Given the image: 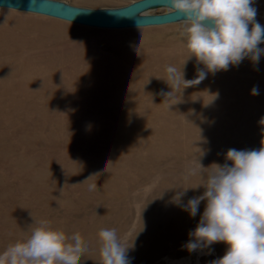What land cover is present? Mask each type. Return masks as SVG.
Instances as JSON below:
<instances>
[{"label":"rangeland","instance_id":"obj_1","mask_svg":"<svg viewBox=\"0 0 264 264\" xmlns=\"http://www.w3.org/2000/svg\"><path fill=\"white\" fill-rule=\"evenodd\" d=\"M57 1L116 8L138 0ZM253 7L256 21L264 26V0H254ZM167 11L154 8L147 14ZM183 27L181 20L104 29L0 7V44L19 40L26 42L24 47L35 45L13 59L59 64L34 70L60 89L49 104L44 96L12 105L0 101L5 111L0 114V253L27 240L42 220L68 237L83 221L89 228L115 229L131 264H196L198 251L190 253L183 246L205 201L195 217L182 205L203 194V186L195 187L206 183L212 164L231 165L225 159L229 149L264 147V55L258 64L245 58L239 66L208 73L198 85L173 89L172 98H165L160 93L172 90L164 80L167 73L158 69L166 61L186 63L179 67L186 80L204 68L195 57L188 58ZM143 58L150 67L134 71ZM112 65L129 66L126 73L133 84L105 100L92 89ZM97 74L101 77L95 80ZM253 86L259 95L250 94ZM199 163L206 176L185 180ZM93 184L97 187L89 190ZM104 189L108 195L98 199ZM183 189L186 194L178 203L173 198ZM71 208L77 209L69 212ZM98 243L101 247L100 239ZM227 247L219 242L202 249L198 264H211ZM92 249L81 260L91 255V264H102Z\"/></svg>","mask_w":264,"mask_h":264},{"label":"clouds","instance_id":"obj_2","mask_svg":"<svg viewBox=\"0 0 264 264\" xmlns=\"http://www.w3.org/2000/svg\"><path fill=\"white\" fill-rule=\"evenodd\" d=\"M253 2L167 0L171 13L184 18L180 35L186 37L188 58L195 57L204 68L197 69L195 79L186 80L182 69L166 67L167 79L164 80L172 91H162L160 95L171 99L173 89L198 85L208 73L227 71L230 66H239L245 58L258 64L264 55V49L259 47L264 43V26L255 19L257 9ZM136 26L139 29L140 25ZM250 94L259 95L258 86H253ZM225 159L231 161V165L212 164L214 169L207 174L206 183L195 187L203 186V194L182 205L190 217H195L201 201H206L200 220L189 232L190 239L183 247L191 253L223 242L228 246L225 254L211 264H264V147L258 150L231 148ZM203 169L199 163V168L188 170L184 179L203 177ZM96 187L97 184L90 185L89 190ZM187 189L178 191L173 199L179 203ZM98 236L102 264H131L128 247L120 242L115 229H101ZM86 250L80 233L69 238L63 231L51 228L47 220H42L27 240L18 241L0 253V264H80Z\"/></svg>","mask_w":264,"mask_h":264},{"label":"bare ground","instance_id":"obj_3","mask_svg":"<svg viewBox=\"0 0 264 264\" xmlns=\"http://www.w3.org/2000/svg\"><path fill=\"white\" fill-rule=\"evenodd\" d=\"M2 42H3L2 43L3 45L0 44V101L7 102L9 105H12V103L24 102L23 100H26L28 96L35 97V98L44 96L46 103L49 104L50 99H53V100L56 99V95L58 94V92H60V89L57 88V86L54 83V80L50 78L47 79V78L38 76L34 68L37 65H41L43 67H50V66L58 67L59 64L51 63L48 61H35L34 62V61H24L23 60V62H18L17 60L13 59L14 54H16L17 52L19 54L22 50H25V47L33 48L35 45H31L33 47H31L30 45H26L24 47L26 42L21 43L19 42V40H15L12 43H10L7 40L2 41ZM157 64L163 67L161 62L153 63V65H157ZM184 64L186 63L181 62V64L179 65L178 63L175 62V60H169V61H166V63L164 64L165 68H160L158 69V71L166 72V67L168 66H174L178 70L180 69L179 67L181 66L183 69L184 66H186ZM148 65H149V61L146 58H143L140 65H137L136 67H133V68L131 66V68L134 69V71L139 72L140 69H144ZM115 67H116L115 65H112L111 67H108V69H105L104 73L106 74L107 72H109V74H107V76H103L100 79L98 78L101 76H99V74L96 75L95 80L98 79L101 81H98L99 84L97 85V88L96 89L94 88L92 90L98 91V93H100V96L102 95V99L111 100L112 96H116L115 91L121 92V90H126L129 87H131L133 84L132 77L131 76L129 77L128 74L126 73V71L129 69V66L120 65L118 66L117 69ZM148 67H150V65ZM118 71H119V74L117 75L110 74L112 72H118ZM69 75L75 76L73 72H71ZM16 82H19V83H16ZM135 86L137 87V85ZM123 100H125V98H123ZM127 100H128V97H127ZM136 101L139 102L138 100ZM95 108L97 109L98 107H95ZM4 112L5 111L3 107L0 106V114L4 115ZM107 113H109L108 110H107ZM201 178L203 177H200L199 179ZM106 195H108V192L104 189L102 190V193H100L99 197L97 198L103 199ZM205 205H206V201L202 203V206H201L202 213L204 211ZM76 209L77 208L75 209L71 208L69 209V212H73ZM66 223L68 225V221H66ZM73 228L75 229L74 226ZM77 228L78 229H76L74 232L75 233L78 232L81 234L87 246V250L91 249L93 251L92 248H94L95 250H97L98 255H99V256L96 255V258H100L101 257L100 255L101 247H99V243H98L99 242L98 233L100 231L99 230L100 228L96 227L95 225L93 226V228L91 227L89 228V225L83 221L81 223L80 222L78 223ZM96 243H98L99 249L97 248ZM201 252L202 250H198V252L196 253L197 256L196 254L193 256L196 258V264L199 263L198 257L201 254ZM90 256L91 255H89L87 260L83 259L81 261H83L85 264H91L93 261V258H90Z\"/></svg>","mask_w":264,"mask_h":264},{"label":"water","instance_id":"obj_4","mask_svg":"<svg viewBox=\"0 0 264 264\" xmlns=\"http://www.w3.org/2000/svg\"><path fill=\"white\" fill-rule=\"evenodd\" d=\"M0 7L104 29L137 28L136 25H140L139 28L160 26L184 19L178 13H171L167 0H138L116 8L77 7L57 0H0ZM154 8H167L169 11L157 15L147 14Z\"/></svg>","mask_w":264,"mask_h":264}]
</instances>
